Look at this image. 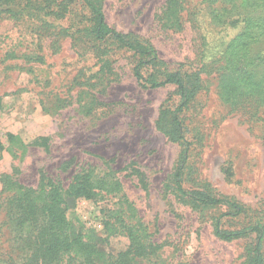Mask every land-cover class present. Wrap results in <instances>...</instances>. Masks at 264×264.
<instances>
[{
	"label": "rangeland",
	"instance_id": "374dc122",
	"mask_svg": "<svg viewBox=\"0 0 264 264\" xmlns=\"http://www.w3.org/2000/svg\"><path fill=\"white\" fill-rule=\"evenodd\" d=\"M167 1L103 0V8L110 26L149 39L168 63L196 70L205 62L202 91L181 114L193 142L192 179L185 184L194 189L207 186L210 193L239 202L248 212L235 217L224 216L231 213L225 207L195 208L169 187L183 146L170 140L157 121L163 105L177 102L175 84L142 86L132 72L131 53L124 52L111 65L113 75L101 73L97 78L93 75L103 62L94 61L91 54L79 55L72 37L61 39L54 50L51 39L39 37L30 21L4 15L0 261L23 264L33 248L31 230L15 221L21 189L16 183L36 188L45 174L68 186L76 173L88 170L121 181L120 190L102 192L97 199L66 197L70 221L105 252L128 248L124 225L132 223L145 240L161 245L147 258L139 257L138 264H246L256 234L221 239L213 223L223 215L222 227L236 231L264 217V128L252 118L254 92H245L246 105L225 100L221 83L232 72L224 67L231 54L214 55L200 38L214 30L200 32L192 26L196 20L204 26L214 24V0H188L184 28L178 31L162 27L160 15ZM199 7L204 10L199 12ZM258 41L255 47H264V40ZM112 78L116 81L109 83ZM134 167L146 175L147 190L131 174Z\"/></svg>",
	"mask_w": 264,
	"mask_h": 264
},
{
	"label": "trees",
	"instance_id": "16d2710c",
	"mask_svg": "<svg viewBox=\"0 0 264 264\" xmlns=\"http://www.w3.org/2000/svg\"><path fill=\"white\" fill-rule=\"evenodd\" d=\"M186 3L188 0L167 1L160 15L163 28L175 31L184 28V11L190 9L186 8ZM213 3L216 4V8H212V11L216 9L213 12L214 24L210 22L209 26H204L196 20L192 26L200 32L202 28L205 31L214 30V33L207 32L206 37L200 34L202 42L204 40L214 55L220 52L231 54L229 64L224 66L232 72L223 76V96L238 107L249 101L245 92L253 91L255 107L251 110L252 118L261 121V127L264 128V47L256 48L254 44L256 40H259L258 44L264 40V0H214ZM198 9L199 12L204 10L202 7ZM4 15L30 21L39 37L51 39L54 50L59 49L61 39L72 37L79 55L91 54L94 61L103 62L100 70L93 75L97 78H100L101 73L113 75L111 65L115 63L116 56L124 52L131 53L134 61L132 72L142 86L157 88L175 84L177 102L163 105L157 121L158 127L170 140L183 146L169 187L177 198L190 202L195 208L225 207L231 213L223 215L235 217L248 212L245 205L216 196L210 193L207 186L194 189L185 184L192 179L190 158L193 142L190 128L181 114L202 91L201 70L205 62L196 70L185 64L168 63L149 39L110 26L103 0H0V17ZM241 55L245 56L241 58ZM87 81L91 82L92 78ZM108 81L111 83L116 78ZM131 174L137 177L143 189H148L144 172L134 167ZM16 184L21 189L15 202L16 208L20 210L15 221L20 228H29L31 232L28 237L33 239L32 252L23 264H138L139 257L147 258L161 247L145 240L137 224L129 223L124 225L130 237L128 248L117 254L107 253L99 248L92 237L78 231L70 221L66 197L97 199L102 192L112 193L121 189V181L109 174L97 176L92 171L84 170L76 173L68 186L45 174L36 188ZM223 215L213 223L215 235L232 240L255 233L256 244L246 264H264V217H258L242 229L228 231L221 224ZM0 264L15 263L9 259L1 260Z\"/></svg>",
	"mask_w": 264,
	"mask_h": 264
}]
</instances>
